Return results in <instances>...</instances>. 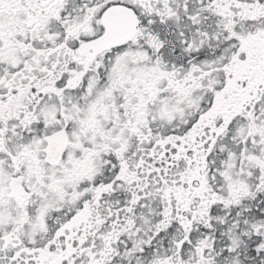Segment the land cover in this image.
<instances>
[{"label": "snow or ice", "instance_id": "6c2138e0", "mask_svg": "<svg viewBox=\"0 0 264 264\" xmlns=\"http://www.w3.org/2000/svg\"><path fill=\"white\" fill-rule=\"evenodd\" d=\"M0 264H264V0H0Z\"/></svg>", "mask_w": 264, "mask_h": 264}]
</instances>
